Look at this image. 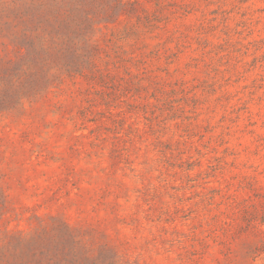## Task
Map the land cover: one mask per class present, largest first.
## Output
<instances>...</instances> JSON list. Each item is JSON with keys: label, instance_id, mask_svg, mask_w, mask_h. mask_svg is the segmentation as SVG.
I'll list each match as a JSON object with an SVG mask.
<instances>
[{"label": "rangeland", "instance_id": "1", "mask_svg": "<svg viewBox=\"0 0 264 264\" xmlns=\"http://www.w3.org/2000/svg\"><path fill=\"white\" fill-rule=\"evenodd\" d=\"M0 264H264V0H0Z\"/></svg>", "mask_w": 264, "mask_h": 264}]
</instances>
